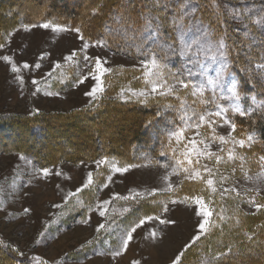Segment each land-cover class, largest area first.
<instances>
[{
	"label": "rangeland",
	"instance_id": "rangeland-1",
	"mask_svg": "<svg viewBox=\"0 0 264 264\" xmlns=\"http://www.w3.org/2000/svg\"><path fill=\"white\" fill-rule=\"evenodd\" d=\"M180 1L183 3V0ZM228 1L236 5L246 4L242 9L245 10L248 19L257 26L253 34L256 42L250 40L247 48L256 47L255 51L260 56V49L264 48L262 43L264 29L256 21L264 17V0H227L226 2ZM85 2L84 0L82 4ZM48 3L50 2H44L43 6L47 8L46 12H51L53 6L50 8ZM26 10V15L31 16V9ZM59 10L62 12L63 8L58 5V10L55 12L60 13ZM13 21L14 18L10 16L5 20L0 17V26L4 27L1 43L5 45L0 49V56L9 55L17 64L28 62L34 65L39 62L41 67L22 70L20 75L23 76V83H21L16 79L17 74L11 71L10 65L0 60V264H17V262L35 264L30 259L34 256L42 258L46 264H132L134 260L140 261V264H171L172 259L181 251L183 256L180 264H239L238 260L242 259V255L238 256V260H218L215 256L221 251H226V246H233L236 250L234 247L241 237L239 233H244L243 227L246 226L242 214L248 215L245 218H249L264 211V209L257 210L254 205L247 202L250 197H254L257 203H264V180L256 178V174L260 171L259 156L264 155V151L256 147L259 144L258 138L254 134L241 137L236 127L232 136L236 139H245L243 148L239 145L234 146L231 142L221 144L218 140L212 141L213 134L224 135L227 138L231 132L227 125L221 126L222 121L219 118L213 117L217 119V123L213 126L215 133L204 125L199 130L195 128L187 130L179 144L176 143L175 138L169 141L170 132L185 127L181 120L185 110L189 116H193V110L197 114L205 110H215L214 104L203 105L199 98L191 96L188 90L178 88L179 98L156 96L148 105L149 108H154L155 116L141 143L133 146L128 155L126 154L122 159L107 156L108 163L97 168L96 161L105 157L104 155L94 159L83 156L92 145H102L94 144L101 141V138L96 136V131H100L101 137L106 135L124 141L129 140L138 125L137 118L140 114L135 113L132 108L120 107L110 116L99 117V120L105 119V123L103 121L101 124H93L91 116L82 114L90 109L88 107L90 98L84 93L90 90L95 81L89 78L83 84L76 83L80 77L87 75L91 66L85 67L86 62L82 58H74L79 59V65L64 60V57L71 52H79L82 48L83 42L79 34L53 30L52 27L47 29L39 26L31 27L43 23L63 25L67 28L78 26L53 20L19 26L16 22L14 26ZM11 22L13 23L10 24ZM25 26H28L27 30ZM81 34L92 45L88 48L87 54L93 58L100 57L102 60H107L104 66L112 69L102 78L105 90L103 94H98L99 99L93 107L104 106L102 104L107 101H120L117 96L121 89L138 90L147 87L142 74L143 60L115 52L107 46H96L97 40H90L83 34L82 29ZM42 54L45 58L39 60ZM57 62L61 64L60 68H55ZM170 65L173 70L179 67L172 60ZM50 71L51 76L48 75ZM194 79L198 80L199 77ZM33 80L38 83L33 84ZM37 88L40 90L37 91ZM46 92L59 93V95L50 96L46 95ZM225 94L227 95L226 92ZM204 96L210 98L211 94L206 91ZM217 102L228 107L234 101L224 99ZM157 108H160V115H157ZM231 112L229 108L225 113L230 120H232ZM37 114L47 117L48 121L42 131L46 140L37 141V145L32 146L30 138L35 141V135L32 137L30 128L23 124ZM196 118L193 116V120ZM197 131L199 135H196ZM135 133H138V130ZM248 135L253 137L251 142L247 140ZM193 137L197 140L205 139V143L209 145L208 151L223 157L220 163L217 164L215 158L212 160L201 158L200 165H197L195 155L190 152L188 158L193 163L188 165V160L180 154L185 151L183 145ZM75 142L78 144H74ZM169 142L176 149L175 157L183 159L185 166L200 167L205 179L208 176L203 172L201 165L207 164L218 173L211 177L214 180L212 187L216 188L215 192L199 180H185L181 172L171 177V182L176 188L175 193L158 191L155 196L147 197L138 204L114 200L106 213L110 219L100 217L96 211H89L87 207L89 203L94 206L97 199H110L113 194L127 196L134 192L147 193L153 188L165 189L166 185L161 181V177L170 169L166 170L159 165L168 163L175 166L177 162L172 151H168L167 156L160 155L167 150ZM30 146L35 148L31 149ZM260 146L264 147V143ZM203 148L202 144L196 146V150ZM229 149L232 150L233 156H243L244 161L229 160ZM29 153L34 154V157ZM21 156L24 159H21ZM112 163L118 166L136 164L139 167L130 168L122 175L113 174V182L109 183L107 189L97 188L96 185L106 181L107 175L112 174ZM43 169L49 170L47 176L44 175ZM57 172L60 175H56ZM89 172L93 173V190L85 189L77 194L84 202V206L76 205V198H72L66 207L63 206L65 196L70 191L74 192L80 188ZM245 172L252 177L251 180L245 178ZM221 175L228 177L223 183L219 180ZM225 189H235V191L229 194L224 191ZM187 195H202L206 207L213 213L209 217L206 230L200 239L194 242L193 237L199 231L198 224L203 220L202 216L197 215L199 206L194 202L169 204L170 211L167 213H163L160 208L161 202H166L169 198L182 199ZM54 205H62V207H54ZM124 208H129L130 211L125 213ZM25 209L30 211L25 212ZM144 215H160L161 218L176 220L177 224L159 225L156 221L147 223L134 234L128 249L123 251L122 255L113 257L110 251L120 246L119 237L124 228L132 220ZM100 223H105L106 228L109 225L111 227L107 231L102 229L98 233L96 229ZM152 229L157 232V241L145 239L146 234ZM42 232L45 234L43 238L40 235ZM245 233L252 235L247 229ZM38 240L40 243H37ZM218 243L221 247L214 249V245ZM185 245L190 246L185 248ZM12 249H17L18 252Z\"/></svg>",
	"mask_w": 264,
	"mask_h": 264
},
{
	"label": "snow or ice",
	"instance_id": "snow-or-ice-1",
	"mask_svg": "<svg viewBox=\"0 0 264 264\" xmlns=\"http://www.w3.org/2000/svg\"><path fill=\"white\" fill-rule=\"evenodd\" d=\"M140 11L136 16L132 15V10L136 7V0H121L118 14L113 17L115 23L118 25L119 30L127 32L129 29L138 30L142 38L140 47H144L143 55L146 58L141 61L143 65V77L147 87L141 89H132L127 90L121 89L120 93L117 96V99L123 101L124 103L135 102L142 106H148L152 100L156 97H173L178 95V88L188 90L189 94L193 97H198L199 101L203 105L214 104L215 110L209 111L205 110L202 113L197 114L193 110V116L197 118L193 120V116H189L187 110L184 111L181 116V120L184 122L185 127L181 128L179 131H172L169 133V141L172 138H175L177 144L180 143L181 139L185 137V132L193 128L199 130L204 125H207L213 133H215V127L217 119L219 118L222 121V125H227L231 132L226 138L224 135H215L211 136L212 141L218 140L221 144H227L231 142L234 146L239 145L241 148L245 146V139H236L232 136V132H235L237 125L228 119L225 113L229 111V108L233 113H238L241 116L246 115L247 113L242 110L240 101L242 99V91L239 88L238 81L233 77L231 72V52L233 51L235 45L228 44L226 42L227 33L218 34L216 29L211 27L209 24H206L199 18H196L195 14L197 12L196 6L192 3V0H183V3L179 4L177 9H172L171 15H169V9L172 5V0H139ZM241 17L231 11L229 13V19H240ZM138 21L143 23L139 25L137 29ZM223 22V21H218ZM262 29H264V17L256 21ZM42 27L49 28L52 27L53 30L61 31H71L79 34L81 39L82 48L79 52L73 51L66 57L64 60L66 62H73L74 64L79 65V59L82 58L85 67H89L87 75L80 77L76 83L83 84L89 78H91L95 83L90 88L89 91L85 92V96L90 98L89 108L93 107L96 101L99 99L98 94H103L104 92V80L102 79L105 73H109L112 69L105 67L107 60H102L100 57H90L87 54V50L91 45V42L86 41L84 36L81 34V29L79 27L67 28L63 25H50L48 23H43L40 25H32L31 27ZM28 29V26H25V30ZM168 30L167 32L165 30ZM218 35V38H216ZM246 37L249 35L248 32L244 34ZM252 42H256V38H252ZM264 43V41H262ZM96 46L105 47L107 46L106 41L97 40L95 42ZM5 45L0 43V49ZM239 50V49H236ZM150 57V58H149ZM180 58L181 64L175 70L172 69L170 61L173 58ZM45 56L42 54L38 59L43 60ZM0 60H3L6 64L10 65L11 71L16 75V79L23 83V76L20 75L22 70H30L31 68L40 69L41 64L39 62L34 65H30L28 62H23L22 64H17L13 61V58L9 55L0 56ZM251 62V59H250ZM61 64L57 62L55 68H60ZM256 67L260 69L256 75L259 76L261 86L264 87V48L260 49L259 62L256 64ZM55 68L53 70H55ZM212 72L214 74L210 75ZM49 76L52 75L50 71ZM199 77V79H194ZM251 81V76H250ZM33 84H37L36 80L32 81ZM40 89L37 88V91ZM210 92V98H205V92ZM227 93V95L225 94ZM46 95H59V93L46 92ZM250 95L252 103H257V98L255 94H245ZM232 100L234 101L228 107H225L219 104V100ZM261 106H264V101H260ZM183 107V104L181 105ZM165 107H170V105H165ZM160 108H157V115H160ZM149 127L151 122H149ZM197 131L196 135H199ZM247 140L251 142L253 137L248 135ZM198 144L204 145V148L201 150H196ZM191 146V147H190ZM209 145L205 143V139L197 140L195 137L188 140L186 144L183 145L185 151L181 152V156L184 159L188 160V165H191L193 161L188 158V154L191 152L196 157V164L200 165V159L204 158L207 160H212L215 158L217 164L223 159V157L215 152L208 151ZM168 151H172L174 158H176V165L172 166L168 163L160 164L159 166L164 169H170L164 176L161 177V181L166 185L165 189H156L153 188L147 193L144 192H134L130 193L127 196H120L119 194H113L110 199L99 200L97 199L95 205L89 203L87 205L89 211H96L100 217H105L106 213L109 210V205L114 200H124L127 202L140 203L142 200H146L147 197L155 196L158 191H167L169 193H175L176 188L171 182V177L174 175H179L181 172L184 174L185 180H199L207 186L211 187L213 192L216 191L214 185V180L211 178L214 175H218L213 168L208 167L207 164L201 165L203 172L207 173L208 178L205 179V176L201 173L200 167L192 168L185 166L184 160L179 157H175L176 149L172 146V143L169 142L167 145V150L161 152V156H167ZM24 159L23 156L20 157ZM228 159H239L241 162L244 161L243 156H233L232 150L229 149ZM108 163V157L105 156L100 160L96 161L97 168H100L101 165ZM139 165L128 164L123 166H118L116 163L111 165V173L107 175L106 181L96 185L97 188L107 189L109 183L113 182V174L119 173L124 174L129 171L130 168H136ZM242 167V165H241ZM259 168L260 171L256 174V178L264 180V155L259 156ZM235 171V169H233ZM45 176L49 174L48 169H43ZM56 175H60L59 172ZM246 179L251 180L252 177L248 175L247 172L244 173ZM228 177L220 176L219 180L221 183L226 181ZM93 173L89 172L85 183L77 188L74 192L70 191L64 198V205L67 206L68 202L72 198H76V205L84 206V202L79 199L78 193L83 192L85 189L93 190ZM225 192H232L235 189H225ZM223 194V193H222ZM237 195L239 193L237 192ZM194 202L199 206V212L197 215L203 217V220L198 224V234L193 237V242L200 239V236L206 230V226L209 224V217L213 215L211 210L206 207L205 199L202 195H187L182 199H171L169 198L166 202H161L160 208L163 213L170 211L169 204H179ZM248 204L254 205L257 210L264 209V203H257L254 197H250L247 201ZM54 207H62V205H54ZM30 210L25 209V212ZM130 211L129 208H124L123 212ZM223 219V217H221ZM156 221L159 225H172L175 226L177 221L171 218H161L160 215H144L138 217L135 220H132L123 230V233L120 235V246L118 248L112 249L110 254L113 257H118L122 255L123 251H126L130 243L134 239V234L138 229H141L147 223ZM87 223V221H83ZM111 225L106 228L105 223H100L97 226L96 231L99 233L102 229L109 230ZM41 237L43 238L45 234L42 232ZM162 239V237H160ZM145 239H150L152 241H157V232L155 229H152L149 233L146 234ZM247 239L252 240L251 236H248ZM37 243H40L38 240ZM91 243V241L89 242ZM190 245H185V248H188ZM7 247V246H5ZM14 252H18L17 249H12ZM23 255V253H19ZM242 255L239 249L234 251L233 246H226V251H221L216 254L215 258L218 260L228 259L230 256H239ZM243 255L255 256L257 253L251 248L247 249V253ZM183 256V251L178 253L171 261V264H180L181 257ZM259 256L264 258V251H262ZM35 264H46V262L38 257L34 256L30 258ZM21 264V262H17ZM132 264H140V261L134 260ZM240 264H244L243 261ZM250 264V261H249Z\"/></svg>",
	"mask_w": 264,
	"mask_h": 264
},
{
	"label": "trees",
	"instance_id": "trees-1",
	"mask_svg": "<svg viewBox=\"0 0 264 264\" xmlns=\"http://www.w3.org/2000/svg\"><path fill=\"white\" fill-rule=\"evenodd\" d=\"M83 1L84 0H0V17L3 20L9 18V16L10 18H14V26L16 25V22L19 26L21 24H38L49 20L69 23L71 26L81 27L83 34L92 41H106L107 47L115 52L139 60H144L146 58L142 53L144 52V47L147 46L140 47L142 38L139 31L129 29L125 32L119 30L118 25L113 19V17L118 14L121 0H85L86 2L82 4ZM226 1L227 0H192V3L197 8L195 14L196 18L201 19L206 24L215 28L218 34L226 32V42L230 45H235L230 56L232 61L231 72L233 77L239 83V88L242 91V99L240 101L241 108L247 114L241 116L238 113L231 112L230 117L237 125L240 136L243 137L247 134H254L259 141V144L256 147H259V149L264 151V147L260 146V144L264 143V106H261L260 104V101H264V87L261 86L259 76L256 75V73L261 71L256 67V64L259 62V56L255 51L257 50L256 47L251 46L250 48H247L249 42H251L250 40L254 37L253 34L256 32L257 26L245 15V10L243 9L246 4L236 5L230 1ZM44 2H50L48 3L50 8L53 6L51 12L45 11L47 8L43 6ZM179 4H181L180 0H172L169 15H171L172 9H177L179 7ZM58 5L63 8L62 12L59 10L60 13L55 12L58 10ZM26 9H31V16L26 15ZM233 10L241 17L240 19H229V13ZM139 11L140 3L139 0H136V7L132 10V15L136 16ZM142 23V21H138L137 29ZM0 29L1 43L3 42L2 40L4 37V27L0 26ZM165 31L167 32L168 30L166 29ZM245 32L249 33L247 37L244 35ZM216 38H218V35ZM253 54L256 55L254 56ZM173 59H171L172 62L176 66H179L181 59L178 57ZM245 94H255L257 103L253 104L250 95ZM102 105L104 106L97 105L90 108L82 115L91 116L93 124H101L103 121V123H105L106 120H99L100 116H110L114 113L116 108H132L135 110V113L140 114L139 116L137 115L138 125L129 140L126 141L118 139L117 137H109L104 134V136L101 137V135H99L100 131H96V136L100 137L101 141L93 143H99L102 145H96L97 147L92 145L89 150L85 151V155L83 156L94 159L104 155L122 159L126 154L128 155L133 146L141 143L143 136L147 135L149 130L148 125L155 116V110L148 106H140L135 103H124L120 101H107ZM130 115L131 114H129V116ZM47 121V117H44L43 114H37L30 117L23 124L30 128V135L32 137L35 135V141H33V138H30L32 146L37 145V141L46 140V136L42 131L46 126L45 123H47ZM137 130L138 133H135ZM74 144L78 143L75 142ZM32 146L29 148H35ZM80 148L82 147L80 146ZM30 156L34 157V154H30ZM40 163L41 162H39V164ZM242 216V220L246 225L243 227L244 233L247 229L252 235H247L243 232L242 234L239 233L241 237H239L240 240H237L234 248L239 249L243 257L238 260V256H230L228 259L238 260L239 264L241 261H243L244 264H248L249 261L253 264H264V258L259 256V254L264 251V211L253 217L249 216V218H245L248 215L242 214ZM248 236H251L252 240L247 239ZM220 247L221 245L219 243L214 245V249ZM249 248L257 253L256 257L243 255L244 253H247V249Z\"/></svg>",
	"mask_w": 264,
	"mask_h": 264
}]
</instances>
